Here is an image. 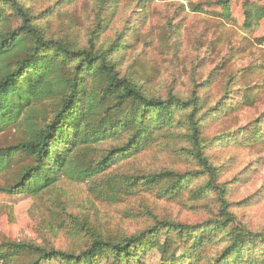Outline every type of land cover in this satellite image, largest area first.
Returning <instances> with one entry per match:
<instances>
[{
  "label": "rangeland",
  "instance_id": "rangeland-1",
  "mask_svg": "<svg viewBox=\"0 0 264 264\" xmlns=\"http://www.w3.org/2000/svg\"><path fill=\"white\" fill-rule=\"evenodd\" d=\"M20 1L38 15L36 22L49 38L80 45L96 24L95 0H76L68 5L64 0ZM135 1L125 0L120 5L103 37L104 42L113 39L128 18L130 25L135 24L133 34L126 39L131 46L120 62V73L134 77L147 93L165 97L174 92L184 99L195 82L208 79L210 84L199 91L205 154L219 170V182L227 185L230 211L237 217L235 226L264 237V0H234L228 13L218 4L221 0H148L145 13L140 7L132 13ZM47 8L50 12L41 14ZM11 22L18 25L15 20ZM226 94L230 101L224 106L234 105L233 111L224 116L208 112ZM178 121L169 138H158L151 148L135 159L120 162L93 183L64 178L36 198L3 192L23 164L15 160L12 167L0 171V249L7 251L8 244H25L78 254L89 242L81 228L94 229L105 237H124L144 230L154 218L189 225L217 220L215 195L191 199L189 191L201 188L203 177L190 180L181 196H164L158 188L150 190L141 185L118 203L101 195L124 186L122 175L165 169L198 171L187 154L186 129ZM20 135L17 128L5 129L0 134V149L17 143ZM59 204L62 210H57ZM235 226L217 232L208 255L221 254L228 236L238 231ZM251 243L245 248L248 251H243L245 261L264 264V239ZM8 252L12 256L0 264H31L36 257L29 251ZM204 255L206 251L198 264H213L204 260ZM159 257L156 250H151L142 255V261L160 264ZM98 264L107 263L102 260Z\"/></svg>",
  "mask_w": 264,
  "mask_h": 264
},
{
  "label": "trees",
  "instance_id": "trees-1",
  "mask_svg": "<svg viewBox=\"0 0 264 264\" xmlns=\"http://www.w3.org/2000/svg\"><path fill=\"white\" fill-rule=\"evenodd\" d=\"M74 1L64 0L66 5ZM124 1L95 0L94 29L85 43L73 45L46 37L36 22L38 15L20 0H0V134L9 127L21 133L17 143L0 149V171L12 167L15 160L23 162L3 192L36 198L64 178L93 183L120 162L135 159L151 148L158 138H169L179 118L186 129L187 154L198 171L165 169L122 175L124 186L101 195L118 203L141 185L150 190L158 188L164 196H181L190 180L203 177L201 188L189 191L191 199L215 195L219 218L202 225L154 218L144 230L124 237H105L94 229L81 228L89 242L78 254L8 244L7 251L0 249V261L6 263L11 250L35 254L31 264H98L102 260L107 264H143L142 255L156 250L160 264H198L204 251V260L213 264L220 259L225 260L223 264H253L245 261L243 251L264 237L235 226L238 223L230 211L229 190L219 182V170L205 154L201 138L203 100L199 91L210 83L208 79L195 82L186 99L174 92L161 97L147 93L134 77L122 75L120 62L131 46L126 39L133 34L135 24L130 25L128 18L113 39L104 42L103 37ZM232 1L221 0L218 4L228 13ZM147 3L136 0L130 10L134 13L135 7H140L145 13ZM48 12L50 8L41 14ZM14 20L17 26H12ZM250 94L252 100L253 92ZM229 101L228 95L223 97L208 112L229 114L234 109V105L224 106ZM62 208L57 206V210ZM228 225L238 231L228 236V245L221 254L208 255L214 236Z\"/></svg>",
  "mask_w": 264,
  "mask_h": 264
}]
</instances>
